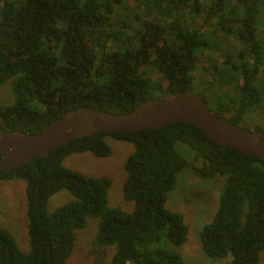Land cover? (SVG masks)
Returning a JSON list of instances; mask_svg holds the SVG:
<instances>
[{
	"label": "trees",
	"instance_id": "trees-1",
	"mask_svg": "<svg viewBox=\"0 0 264 264\" xmlns=\"http://www.w3.org/2000/svg\"><path fill=\"white\" fill-rule=\"evenodd\" d=\"M202 56L212 77L195 80ZM151 68L160 77H151ZM8 79L13 102L0 105V128L29 135L78 107L119 114L183 89L216 116L264 132L240 124L245 113L264 110V0H0V84ZM104 136L132 146L121 186L133 203L129 212L107 206L106 176L61 164L73 153L108 156ZM175 142L193 152L192 161ZM186 164L197 177L224 180L211 220L197 232L201 251L229 253L226 264H255L264 249V160L179 121L74 138L0 171V180L25 182L28 241L22 252L0 227V264H65L86 216L99 218L93 243L114 246L109 264H183L167 244H183L187 226L163 203ZM61 189L72 199L47 211L49 195Z\"/></svg>",
	"mask_w": 264,
	"mask_h": 264
},
{
	"label": "rangeland",
	"instance_id": "rangeland-1",
	"mask_svg": "<svg viewBox=\"0 0 264 264\" xmlns=\"http://www.w3.org/2000/svg\"><path fill=\"white\" fill-rule=\"evenodd\" d=\"M214 23L215 21H212L210 24L213 25ZM228 41L232 45L240 46V43L231 34L228 36ZM214 63L220 65V58ZM209 64L210 60L207 56H202L192 70L195 80L204 77L210 79L212 77L208 67ZM203 67L208 69L207 72L203 71ZM148 74L153 78L160 77L153 68L149 70ZM12 102L13 95L10 79H8L0 84V105H9ZM243 119L245 123H240L243 126L259 125L264 128V110L247 112L243 115ZM103 140L110 148L108 156L96 157L89 152L73 153L65 156L61 164L66 168L88 176H106L110 182L106 191L107 206L129 212L133 207V203L122 197L121 186L125 176L123 161L132 150V146L128 142L115 140L109 136H104ZM174 148L185 160L192 161L193 152L185 144L175 142ZM193 162L195 164L199 163L198 160ZM223 183L222 176L210 178L195 176L188 164L174 174L173 186L167 191L163 205L167 209L181 213L183 222L187 226V237L186 241L180 246L167 244V247L179 254L183 264H226L230 260L229 253L223 257L205 255L200 249L197 237L200 227L211 220L222 192ZM24 188L25 182L22 179L0 180V227L11 234L17 248L22 252L28 251ZM71 199L72 196L66 190H58L49 195L46 209L50 212ZM98 222V217L86 216L84 226L75 231L74 246L65 260V264H109L114 246H98L93 243ZM127 264L134 263L128 261ZM255 264H264V249L258 252Z\"/></svg>",
	"mask_w": 264,
	"mask_h": 264
},
{
	"label": "water",
	"instance_id": "water-1",
	"mask_svg": "<svg viewBox=\"0 0 264 264\" xmlns=\"http://www.w3.org/2000/svg\"><path fill=\"white\" fill-rule=\"evenodd\" d=\"M179 121L191 124L213 142L264 160V132L246 129L216 116L203 99L189 89L166 92L163 97L147 99L131 111L113 114L91 107H78L45 125L34 134L0 128V171L30 162L38 155L74 138L97 132L154 129ZM0 124L3 120L0 118Z\"/></svg>",
	"mask_w": 264,
	"mask_h": 264
}]
</instances>
